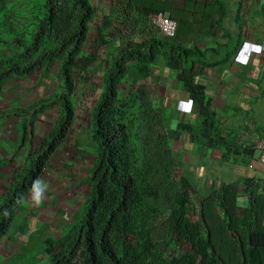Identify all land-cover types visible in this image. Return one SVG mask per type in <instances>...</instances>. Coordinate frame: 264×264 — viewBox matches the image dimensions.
I'll return each instance as SVG.
<instances>
[{
	"label": "trees",
	"instance_id": "obj_1",
	"mask_svg": "<svg viewBox=\"0 0 264 264\" xmlns=\"http://www.w3.org/2000/svg\"><path fill=\"white\" fill-rule=\"evenodd\" d=\"M188 2L191 8L182 11L174 10L173 0H121L119 29L140 26V32L119 38L114 54L100 59L95 52L84 55L97 14L90 0H0V94L11 80L52 71L57 78L48 98L0 112V122L17 119V148L27 141L30 146L0 195V243L73 129L82 73L98 68L102 88L90 117L96 154L87 177L90 191L68 232L45 240L46 264H264V179L244 177L199 193L180 171L172 147L179 133L167 129L166 113L151 90L152 66L162 58L196 110L199 129L191 134L192 142L220 151L221 159L235 166L257 160L254 141L243 143L224 133L206 86L197 80V65L227 63L242 41L223 60L202 61L209 54L219 57L227 47L217 39L225 3ZM159 13L177 22L173 39L150 25L149 18ZM203 37L215 46L202 50L198 41ZM52 109L55 122L34 145L39 117ZM10 161L0 159V167Z\"/></svg>",
	"mask_w": 264,
	"mask_h": 264
},
{
	"label": "rangeland",
	"instance_id": "obj_2",
	"mask_svg": "<svg viewBox=\"0 0 264 264\" xmlns=\"http://www.w3.org/2000/svg\"><path fill=\"white\" fill-rule=\"evenodd\" d=\"M90 1L97 8V14L89 31L90 37L84 55L89 56L95 52L103 59L107 53L114 54V45L119 38H125L132 32L138 35L140 26L127 31L124 28L119 29L123 20V10L119 4L121 0H117V6H114L113 0ZM239 1L242 23L246 27L245 34L241 36L245 48L238 65L244 67L247 74L256 70V76L248 79L250 88L255 92H251L253 95L245 101L240 98L236 103V110L232 111V115H226L228 119H223L221 124L225 134L234 136L240 142L254 141L258 145L264 140V0ZM154 15L149 18L150 25L159 29L152 22ZM217 36L220 44H227L228 38L225 35L220 33ZM199 42L202 43L200 48L215 46L212 39L207 38L204 42L200 39ZM103 66L104 63H101L100 67ZM200 70L197 71L198 81L205 76L208 78V72H212L205 68ZM220 72L216 69L213 74ZM168 73L176 74L159 58L152 66V76L149 79L156 99L159 98L158 89L162 90L161 78ZM101 75L102 72L98 68L82 73L83 83L74 99L77 118L73 129L66 143L52 157L33 194L27 197L21 209L16 212L15 226L0 243V264H46L48 252L45 240L66 234L69 226L75 222L77 212L83 209L90 191L87 177L96 159L95 148L90 141V117L95 100L101 92ZM56 86L54 71L45 77L38 73L28 79L11 80L0 94V112L18 107L25 108L48 98ZM56 117L57 112L54 109L39 117L34 145L39 144L42 135L51 130ZM168 123L171 124L170 121ZM19 136L17 119L10 118L0 122V159L11 160L0 167V195L10 185L14 166L24 162L30 147L27 141L25 146L18 149ZM255 155L258 156L259 151Z\"/></svg>",
	"mask_w": 264,
	"mask_h": 264
},
{
	"label": "crops",
	"instance_id": "obj_3",
	"mask_svg": "<svg viewBox=\"0 0 264 264\" xmlns=\"http://www.w3.org/2000/svg\"><path fill=\"white\" fill-rule=\"evenodd\" d=\"M223 1L225 3L226 17L222 25L223 30H219L218 34H229L232 37L231 40H227L226 50H219V57H215L214 54H209L206 59L202 60L209 64L223 60L224 56L233 50L236 42L241 39L240 37L245 34L244 27L246 26L242 23V14L240 13V16L238 15L241 2L239 0ZM173 2L174 10L180 9L183 11L191 8L188 0H173ZM240 26H242L241 30ZM197 29H200V27H197ZM239 34L240 37H238ZM201 39L204 42L207 38L203 37ZM241 41L242 43L244 42L242 39ZM200 44L202 43L199 42L198 46ZM188 47L191 48V46ZM206 47L201 49L204 50ZM244 48L245 44L242 45L237 59L234 60L235 56H231L227 63L217 67L205 68L201 64L197 65L198 72L201 68L212 71L208 72V78L205 76L199 82L206 86L207 96L212 100V107L221 122L223 119H228L226 115L233 114L232 111L236 110V103L240 98L245 101L247 97L253 95L251 92H255L254 89L250 88L251 83L248 79L256 76V70L247 74L245 68L238 65ZM216 69L221 71L220 74H213V71ZM161 79L160 85H162V90L160 88L158 89L159 98H155V100L166 112V126L169 132L177 130L179 133L178 138L173 140L172 147L179 160L180 170L185 173L199 193L207 194L212 185L220 187L223 184L241 182L244 177L264 179V165L259 161V155L256 156L257 160L249 163L247 167L235 166L224 162L221 159L220 151L206 150L200 145L193 143L191 134L196 133L199 127L197 113L193 104L190 103L189 95L177 80L176 74L168 73ZM169 121L171 124L168 123ZM181 124L187 125L182 126ZM247 201V196L242 192L240 197L241 204L245 205Z\"/></svg>",
	"mask_w": 264,
	"mask_h": 264
},
{
	"label": "built area",
	"instance_id": "obj_4",
	"mask_svg": "<svg viewBox=\"0 0 264 264\" xmlns=\"http://www.w3.org/2000/svg\"><path fill=\"white\" fill-rule=\"evenodd\" d=\"M152 22L159 28L160 34L167 39H173L177 33V22L166 14H155ZM259 161L264 165V140L257 145Z\"/></svg>",
	"mask_w": 264,
	"mask_h": 264
}]
</instances>
